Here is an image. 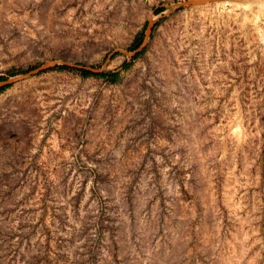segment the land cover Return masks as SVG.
I'll use <instances>...</instances> for the list:
<instances>
[{
	"label": "rangeland",
	"instance_id": "rangeland-1",
	"mask_svg": "<svg viewBox=\"0 0 264 264\" xmlns=\"http://www.w3.org/2000/svg\"><path fill=\"white\" fill-rule=\"evenodd\" d=\"M182 1L0 0V264H264V0Z\"/></svg>",
	"mask_w": 264,
	"mask_h": 264
},
{
	"label": "water",
	"instance_id": "water-1",
	"mask_svg": "<svg viewBox=\"0 0 264 264\" xmlns=\"http://www.w3.org/2000/svg\"><path fill=\"white\" fill-rule=\"evenodd\" d=\"M205 1H211V0H184L182 1V3H203ZM148 29H146L145 33H147ZM142 44L139 45L138 49L141 47ZM55 64L54 60H47L45 62H43L41 65H39L38 67L34 68L32 71H38L40 69H44L47 67H50L52 65ZM62 64L67 65V66H71V67H76V68H83V69H88L90 71H98V68L95 67H91V66H87V65H81L78 63H74V62H68V61H62ZM12 78H8L4 81H2V83L11 80Z\"/></svg>",
	"mask_w": 264,
	"mask_h": 264
},
{
	"label": "trees",
	"instance_id": "trees-1",
	"mask_svg": "<svg viewBox=\"0 0 264 264\" xmlns=\"http://www.w3.org/2000/svg\"><path fill=\"white\" fill-rule=\"evenodd\" d=\"M140 41V38H138L137 42L139 43ZM127 63L125 62L124 65H126ZM55 67L57 68H68L67 65H64V64H58V65H55ZM78 71L80 72V74L82 75H88V74H95V75H106L109 79H113L114 77V73L113 72H92L88 69H78ZM2 77L0 76V79ZM7 84H2L0 85V89L4 88Z\"/></svg>",
	"mask_w": 264,
	"mask_h": 264
}]
</instances>
